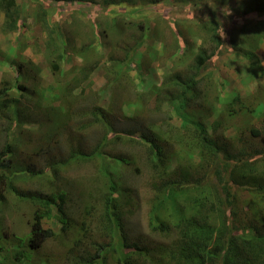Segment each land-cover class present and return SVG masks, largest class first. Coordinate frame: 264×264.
Returning a JSON list of instances; mask_svg holds the SVG:
<instances>
[{
  "label": "trees",
  "instance_id": "trees-1",
  "mask_svg": "<svg viewBox=\"0 0 264 264\" xmlns=\"http://www.w3.org/2000/svg\"><path fill=\"white\" fill-rule=\"evenodd\" d=\"M118 2L138 5L128 11H117L137 12L136 20L125 21L128 30L139 31V36L131 47L122 44L123 41L127 43L129 34L122 37L118 22L109 14L110 4ZM232 2L233 0H178V6L199 12L192 15L195 23L189 26L188 32H181L177 19L171 22L165 9L162 13L166 17L159 15L155 20L144 12L147 7L159 5V0H104L99 13L104 17L103 24L90 11L83 9V15H92L91 22L96 24V30L85 33L88 42L77 51L84 61L79 68L82 75L75 77L74 85L60 84V88L50 85L46 89L55 91L58 88L62 92L59 95L76 99L75 84L86 81L101 64V59L93 55L96 50L95 42L112 48L109 52L111 62L105 71L108 81L116 84L120 90H123V83L142 90L145 80L143 70L154 58H151L148 50L141 54L142 60L139 62L135 56L147 39L156 34L164 41L163 52L159 53L155 49L157 45L151 48L156 50L155 59L161 62V68L168 71L162 72L163 81L149 88L147 96L128 100L129 103H138L137 100L142 102L136 110H130L137 119L147 117L148 112L164 114V117L156 120L146 118L148 122H145L147 126L143 137H137L136 130H126L124 133L115 130L111 125V110L103 108L99 103L93 108L82 109V116L86 119L82 127H97V142L89 150L73 144L69 160L64 162L71 163L74 160L76 163L88 162L90 166H94L91 189L95 194L87 190L90 189L89 182L85 186L84 195H90L81 207L83 218L79 221V232L72 236L73 244L65 246L67 251L61 264H264V225L252 223L247 213L252 211L256 220L260 211L254 202H249L241 211L236 202L239 189L254 191L264 202V171H260L262 165L252 160V156H263L261 159H264V82L261 80L264 65L257 53L264 43V0H245L242 8L234 7ZM38 4L39 12L29 9L26 14L29 13L33 18L41 15L43 30L48 33L46 46L52 58L50 70L58 75L63 74L65 70L61 62L66 57L69 46L62 41L59 22L63 16L62 11L76 8V2L38 0ZM21 7L18 0H0V8L5 17V31H17L23 27L26 14L24 15ZM225 7L230 10L231 15L224 14L222 17L228 16L235 20L233 15L237 9L242 13L241 16L247 15L245 19L239 18L238 22L245 25L255 20V24L246 31H240L241 44L229 39L230 47L227 50L231 56L228 64L238 74L251 79L247 83L246 92H233V96L225 90V82L217 83L213 69L209 70L222 54L225 41L229 38L219 15L224 13ZM50 8H56L52 15L53 22L49 20ZM78 9L79 12L82 11V8ZM81 15L79 18L76 15V20L70 25L81 26L84 20ZM153 21L163 23L157 25L156 34L150 27ZM167 30L171 31L172 36L176 33L174 38L165 34ZM116 33L121 34L119 39ZM236 33L237 31H233L231 36ZM106 39L109 41L106 42ZM177 53L180 55L176 56ZM189 53L193 57L191 56L185 69L173 65V60H180ZM144 57L150 61L144 62ZM164 59L166 60L163 61ZM8 65L9 70H14L15 73L11 80L3 79L0 84V120H8L10 123L5 127L1 126L7 136L10 135L12 124L19 122L22 113L12 90L23 86L20 84L24 78L22 62L14 61ZM133 70L138 82L131 75ZM24 88L26 89L25 86ZM33 91L34 95L39 94L38 100L43 101L38 88L34 87ZM52 98L53 102L58 100L56 97ZM147 98L149 102L145 104ZM67 104L75 106L76 102L68 99ZM70 106L71 114H74V109ZM175 117L180 119L179 125L175 124ZM64 124L60 123V126L65 127ZM230 130L234 131L233 136L228 137L226 133ZM250 138L263 147L247 143ZM71 139L75 138L71 136ZM120 141L132 146L134 151L139 146L142 148L140 158L145 160L149 170V180L145 182L150 191L148 225L152 232L169 239L165 242L141 241L128 232L125 198L128 196L132 200L134 195L127 188L122 175L129 168L132 172L135 168L136 173L140 169L139 164L135 165L137 161L134 152L131 156L116 150L113 152ZM241 142L250 146L240 145ZM13 153V146L7 139L0 149V213L11 215L18 205L22 207V200L25 203L33 202L26 240L14 234L27 248L17 249L15 255L21 260H29L31 254L43 249L48 240L62 242L67 239V236L60 237L54 229L45 227L44 221L52 218L61 223L59 231L63 235L68 233L71 221L66 205L67 197L70 196L67 195L69 191L62 190L61 186L54 187L53 183L48 188H53L51 193L35 196L21 191L16 182L21 175H25V171L20 174L23 169L17 166ZM57 166V163H48V171L51 168L55 173ZM43 172L29 170L31 179H44L41 175ZM87 172L90 180L91 174ZM245 214L246 216H242ZM5 230L0 220V240L7 237L9 232ZM3 246L4 243L0 241V256H3ZM45 264H48V260Z\"/></svg>",
  "mask_w": 264,
  "mask_h": 264
},
{
  "label": "rangeland",
  "instance_id": "rangeland-1",
  "mask_svg": "<svg viewBox=\"0 0 264 264\" xmlns=\"http://www.w3.org/2000/svg\"><path fill=\"white\" fill-rule=\"evenodd\" d=\"M159 1L160 6L157 5L153 8L147 7L144 12L147 13V15L150 14L155 20L159 15L164 18L166 17L162 13V10L165 9L166 15L170 17L171 22L174 19H177V23L181 25L179 30H181V32H188L190 30L189 26L195 23V19L192 15L199 14V12H197V10L191 11L181 5L178 6V0ZM244 1L245 0H233L232 5L234 7L242 8L245 5ZM18 2L22 4L21 8L25 12L24 15L29 9L39 10L38 0H18ZM75 2L76 8L62 11L63 16L59 22L61 25L60 30L62 31V41L64 40L69 46L67 55L61 62L65 73H60L59 75L50 70V59L52 58L50 50L46 46L48 33L43 30L41 15L37 18H33L29 13L26 14L23 27H21L20 30L9 32L5 31L3 24L5 17L0 8V84L3 79L11 80L13 77L15 71L9 70L10 68L8 65L11 62H22V74L24 75L23 82L20 84L23 86L12 90V95L17 97V106L22 109V113L20 114L19 122L15 125L12 124V129L8 136L3 127L10 123L8 120H0V149L3 147L7 139L12 144L17 166H19L20 169H23L20 171V174L25 171V175H21L18 182H16L21 191L31 193L30 195L33 194L35 196L43 195L47 192L51 193L53 192V188H48L52 183V186L54 187L61 186L60 188L62 190L69 191L67 195L70 197H67L66 208L71 221V230L63 235L62 232L59 231L61 229V223L55 222L52 218H47L44 221V226L54 229L60 237L67 236V239L62 241L65 244L60 241L48 240L43 249L35 250L34 253L31 254L29 260H21L20 257L17 258L15 252L17 249L27 250V248L15 238L14 234L26 240V235L30 230V221L32 217L31 209L34 204L30 201V203H25L22 200L20 203L22 207L20 208L18 205L17 210L13 214L5 216L3 212L0 213V220L4 224V228L9 232L7 237L5 236L3 240H0L4 243L2 249L3 256H0L1 264H45L46 260H48V264H61V260L67 251L65 246L73 244V239L71 238L73 235L78 234V227L80 225L79 221L83 218L81 215L82 204L89 199L88 197L90 194L84 195L85 186L89 184V182L90 189L87 190H89L90 193L93 191V189H91V179L94 174V166H90L88 162L76 163L74 160H71V163H69V161H64L69 160L70 151H72L74 147L73 144L79 145L84 150H89L91 149V146L97 142L96 139L99 136V130L96 129L97 127H82V123L86 120L82 116V109L89 107L93 108L95 104L99 103L103 108H108L109 111L111 110L110 118L113 121L111 125L115 130L123 131V133L126 130H136L135 134L137 137H143V133L146 132V118L149 120H156L164 117L163 113L155 115L148 112L147 117L142 116L143 119H137V117L134 116V113L130 112V110H136L137 107H140L142 102L139 100H137L138 103L128 102V100L133 101L136 97L142 99L145 95L147 96L149 88L151 89L155 83L163 81L164 77L162 76V72L166 71L167 73L168 71L166 68L162 69L161 62H157L155 59L156 50H159V53L163 52L164 41L159 37V34H156L157 25L160 26L163 24L161 21H158L157 23L155 21L151 22L150 27L154 29L156 36L148 38L146 43L140 48L141 53L138 51L135 56L136 60L139 62L142 60L141 54L148 50L151 58H154L151 61L148 60V58H143L144 62H150L145 65V69L143 70L145 80L143 88L141 86L142 90L135 88L132 84H126L125 86V83H123L122 86L123 90H120L116 84H112L108 81L109 79L106 75L105 68L108 67L111 62L109 52L112 48L102 46L97 42L94 43L96 50L93 55H97L98 58L101 59V64L96 71L92 72V75L86 81L79 85L75 84L76 88L74 87V97L76 99L70 96L66 98L65 95H59L58 93L61 94L62 92L58 88L55 91L50 90L49 88L46 89V87L50 85L55 87L60 84L74 85L75 77H81L82 75L79 68L84 64L80 53H77L78 48L88 42L85 33H91L93 30H96V24L91 22L92 15L103 24L104 17L99 13L101 12L100 7L102 3H104V0H96L95 2L75 0ZM137 6L138 5H130L127 2L111 3L109 6V14L110 16L115 17L114 20L116 19L115 21L118 22V27L123 33L122 37L125 36L124 34H129L127 43L125 41L122 43L128 47L135 44L134 41L138 38L139 31L128 30L125 21L136 20L137 12L117 13V11L120 9L128 11V9ZM78 8H82V11L79 12ZM83 9L90 11L92 15H83ZM55 11L56 8L49 9V20L52 22L54 20L52 15ZM201 13H203V10ZM241 14L242 13L236 9V12L233 15L235 20L228 16L226 18L225 16L222 17V15H224L223 12L219 14L221 16V22H224L223 26L226 29L229 38L225 41L222 54L214 63H212V67L209 69H213L214 79L217 83H220V81L225 82V90L227 89L228 93L230 92L232 96L233 92H246L247 83L251 81L250 78L238 74L236 70L228 64L231 56L227 50L228 47H230L229 39L232 41L234 40L233 42L237 44H241L242 37H239L241 36L240 31H246V29L255 24V20L249 21L245 25L242 22H238L239 18L245 19L247 17V15L241 16ZM76 15H78V18L81 15V19H84L82 22L83 24L81 23V26L79 27L70 25L72 21L76 20L74 18ZM99 24L100 23L98 22L97 25ZM233 31H237V33L234 36H231ZM165 34H168L173 38L174 35H176V33H173L172 36L170 30H167ZM118 36H121V34L116 33L117 38ZM196 40L198 41V39ZM105 41L107 42L109 39H106ZM155 45L158 46V49ZM152 46L155 47L156 50L151 48ZM257 53L264 65V43L258 48ZM120 54L122 53L120 52ZM179 55L180 54L177 53L176 56ZM191 56V53L186 54L182 59L173 60L172 63L176 68L180 67L181 69H185V65L191 61ZM165 60L166 59L163 61ZM131 75L134 76L135 82L139 81L134 70L131 72ZM261 80L264 82V76ZM89 81H92V83L90 84ZM33 85H35L34 87H37L40 94H42L43 101L40 102L38 100L39 94L34 95L35 91H33ZM52 97H56L58 100L53 102ZM68 99L74 100L76 102L75 106L68 105ZM148 102L149 98L145 99V104ZM69 106L72 110L74 109V114H71ZM174 122L179 125L180 119L175 117ZM60 123H65L66 126H60ZM232 132L234 131L230 130L226 133L228 137L233 136ZM71 136L75 139H71ZM246 142L254 147H263L261 143H257L253 138L248 139ZM239 144L250 146L245 142ZM114 150L118 153L127 154L129 156L134 152L135 161H137L135 165L139 164L138 167L140 169V172L136 173L134 167V172L129 168L127 171H124L122 175V179L125 181L127 188L131 189L134 195L132 200L128 199V196L125 198V205L127 208L126 227L128 232L132 237L139 238L141 241L145 240V242L149 241L158 243L169 240L160 233L152 232L148 225L149 220L147 211L149 209L148 203H150L148 200L150 197V191L145 182L149 180V170L146 167L145 160L140 158V154H143L142 148L139 146L134 151L132 146L125 145L120 141L119 145L115 146L113 149V152L115 153ZM262 157L263 156H252V160H256L258 165H262L260 171H264V159H261ZM50 162L57 163L58 165L55 169V173L51 168L48 171L47 167ZM27 168H29V170L35 169L44 171L41 173V175L44 176V179H38L37 177L31 179ZM86 171H88V174H91L90 180L88 175H86ZM54 174H56V177ZM206 184L208 185L209 183L206 182ZM92 193L95 194V191ZM256 195L258 194H255L254 191L239 189L236 202L237 208L241 211L249 202H254L257 209L260 211L257 219H254L252 211H250V214L249 212L247 213L248 216L251 217L252 223H258V225L261 226L264 225V202H262V199ZM4 210L6 211L5 207ZM246 214L242 216H246Z\"/></svg>",
  "mask_w": 264,
  "mask_h": 264
},
{
  "label": "clouds",
  "instance_id": "clouds-1",
  "mask_svg": "<svg viewBox=\"0 0 264 264\" xmlns=\"http://www.w3.org/2000/svg\"><path fill=\"white\" fill-rule=\"evenodd\" d=\"M223 11H224L225 15H231V12L227 7H225V9Z\"/></svg>",
  "mask_w": 264,
  "mask_h": 264
}]
</instances>
